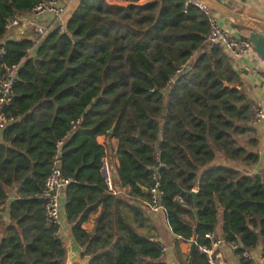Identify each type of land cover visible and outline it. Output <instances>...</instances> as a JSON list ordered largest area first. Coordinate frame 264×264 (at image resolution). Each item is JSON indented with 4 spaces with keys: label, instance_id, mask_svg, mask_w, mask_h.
<instances>
[{
    "label": "trees",
    "instance_id": "16d2710c",
    "mask_svg": "<svg viewBox=\"0 0 264 264\" xmlns=\"http://www.w3.org/2000/svg\"><path fill=\"white\" fill-rule=\"evenodd\" d=\"M44 1L0 0V39L9 19ZM117 1L125 4L80 0L66 33L52 32L26 58L33 46L29 37L6 45L4 63L21 68L6 110L14 122L0 141V207L9 220L3 227L0 211V264H66L65 242L45 218L42 193L56 143L77 120L61 151L63 174L75 181L65 191L66 215L91 264H145L162 254L160 244L123 219L130 212L142 227L149 221L147 208L104 195L105 151L97 138L109 136L114 125L119 179L133 195L149 201L144 189L162 165L168 225L176 237L196 239L189 264H209L200 249L209 246L206 236L221 214L224 239L242 247L237 255L259 245L264 253V170L249 174L215 165L218 153L250 167L261 157L251 152L258 142L241 74L228 52L206 46L208 16L196 1ZM195 189L197 219L188 196ZM12 191L16 197L10 200ZM101 204L88 235L81 225ZM239 264L254 263L240 258Z\"/></svg>",
    "mask_w": 264,
    "mask_h": 264
},
{
    "label": "built area",
    "instance_id": "2783aa9c",
    "mask_svg": "<svg viewBox=\"0 0 264 264\" xmlns=\"http://www.w3.org/2000/svg\"><path fill=\"white\" fill-rule=\"evenodd\" d=\"M75 0H47L36 5L32 11L23 15H15L9 19L5 25V34L0 39V137L6 128L14 122V118L7 115L6 110L10 107L15 96V86L18 82V75L21 63L7 65L4 60L7 56L6 45L19 34L26 35L32 40L33 46L25 52V58L31 55L38 48L43 40L52 32L58 31L60 34L66 33L65 14ZM196 5L203 10L209 18V34L207 36L206 46L208 50L221 48L228 52L232 61L241 62L242 58L253 55L255 61H264L254 50L253 44L248 38L231 34L220 24L216 12L207 4L196 1ZM189 69V65L181 66L177 73L171 77L164 92H169L178 76ZM155 90H151L154 92ZM253 118L252 127H257L264 120V109L255 106L252 108ZM80 120L71 122V131L63 138L57 141V151L52 159L50 173L45 181L42 197L45 200L44 212L47 222L58 226L57 235L61 236L62 219L61 207L64 191L73 183V179L66 177L62 170L61 151L63 146L69 140L80 125ZM162 165L158 163L152 171V183L148 189L149 193V212L153 215L164 211L162 190V176L160 174ZM101 176L105 183L111 182V168L107 157L102 159ZM182 202V201H181ZM206 238L209 246L201 248L209 264H227L220 251L227 247L236 253L242 250L237 243H228L223 235L214 231L208 233ZM164 250H162V254ZM237 254V253H236ZM240 258L251 261L254 264H264V254L255 256L251 251H244L238 255Z\"/></svg>",
    "mask_w": 264,
    "mask_h": 264
},
{
    "label": "crops",
    "instance_id": "0c3cea01",
    "mask_svg": "<svg viewBox=\"0 0 264 264\" xmlns=\"http://www.w3.org/2000/svg\"><path fill=\"white\" fill-rule=\"evenodd\" d=\"M107 4H122L117 0H103ZM221 3L223 6L233 10L234 12L242 15L246 19L256 20L264 24V0H215ZM80 0H75L74 3L69 7L65 14V20L68 21L71 19L74 11L79 5ZM217 17L219 19L220 24L223 28L226 29L227 32L235 35H239L241 37L248 38L250 34V30L246 28H241L236 26L231 21L224 19L218 13ZM16 37H28V34L25 36L19 34ZM233 62L234 68L239 71L241 74L244 92L246 93L249 101L252 103L253 107L259 106L264 109V61L259 62L253 59V55H248L242 58L241 62ZM252 127V126H251ZM256 132V140L258 142V147L255 150H251V152H257L260 154V163L255 167H250L248 165L242 163H235L228 161L223 157L222 154L218 153L217 158L215 160V165H223L231 168L238 169L240 171L249 173V174H258L264 170V120L257 126L252 127ZM2 137H0V141ZM97 144L104 149L105 157L108 158L110 162L111 168V182L105 183L107 188L104 192L105 196H117L121 199H127L132 204L136 206H145L147 209V215L149 217V221L146 225L139 227L135 221L134 217L130 212H127L123 215V219L125 222H129L133 225L135 229L139 231V233L143 236L150 238L152 241L161 245L164 253L161 254L160 258L157 262L164 264H189L190 258L192 255L193 244L196 243L195 238H191L190 240H182L179 237H176L172 230L168 225L167 216L164 211H161L158 214L153 215L149 212V201L145 200L136 194H132L131 187H124L119 179L118 170L120 168V160H119V142L112 135L109 136H100L97 138ZM75 181L73 179L74 184ZM66 191V190H65ZM63 194V203L61 207V219H62V229H61V238L65 242V246L67 248L75 238L72 228L73 224H69L67 221L66 215V192ZM193 192L197 193V189ZM16 197L15 192H11V199L13 200ZM4 207H0V211H3ZM102 204L98 206V209L94 212H91L88 219L82 223L81 230L88 235H93L97 219L102 212ZM3 227L8 226L9 220L6 211H3ZM196 219V217H195ZM223 227V219L222 214L219 217V222L216 232L222 234ZM78 243V241H77ZM79 244V243H78ZM80 245V244H79ZM80 247L86 253V248ZM255 256L263 255V245H259L255 250L252 251ZM84 253V255H85ZM223 260L227 262V264H239L240 257L232 252L227 247L223 248L220 251ZM88 256V255H85ZM92 259L91 256H88ZM157 262L152 260H147L145 264H156Z\"/></svg>",
    "mask_w": 264,
    "mask_h": 264
},
{
    "label": "water",
    "instance_id": "95a60500",
    "mask_svg": "<svg viewBox=\"0 0 264 264\" xmlns=\"http://www.w3.org/2000/svg\"><path fill=\"white\" fill-rule=\"evenodd\" d=\"M198 1L210 6L216 13H218L224 19H227L234 23L236 26L246 28L250 30L248 39L254 46L255 52L264 59V24L251 19H246L242 15L234 12L233 10L223 6L221 3L215 0H188ZM226 86H228L226 84ZM99 98L95 99L97 102ZM116 125L108 132V135H113ZM142 140L141 136H138ZM144 193H148V189H144ZM188 196L193 199L194 210L193 213L197 219L198 205H197V193L190 192ZM66 264H91L92 259L84 255V250L80 247L76 240L68 247Z\"/></svg>",
    "mask_w": 264,
    "mask_h": 264
},
{
    "label": "rangeland",
    "instance_id": "374dc122",
    "mask_svg": "<svg viewBox=\"0 0 264 264\" xmlns=\"http://www.w3.org/2000/svg\"><path fill=\"white\" fill-rule=\"evenodd\" d=\"M122 4H120V5H124L125 3L124 2H121Z\"/></svg>",
    "mask_w": 264,
    "mask_h": 264
}]
</instances>
